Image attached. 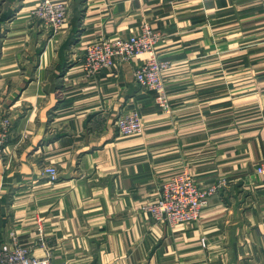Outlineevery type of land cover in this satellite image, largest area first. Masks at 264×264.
I'll use <instances>...</instances> for the list:
<instances>
[{"label":"crops","instance_id":"crops-1","mask_svg":"<svg viewBox=\"0 0 264 264\" xmlns=\"http://www.w3.org/2000/svg\"><path fill=\"white\" fill-rule=\"evenodd\" d=\"M40 1L0 0V246L16 235L69 264H264V0H56L71 6L57 35L31 16ZM143 24L173 63L171 114L135 80L148 56L82 69L87 44ZM132 111L145 132L124 138L116 121ZM185 171L228 181L198 222L138 210Z\"/></svg>","mask_w":264,"mask_h":264},{"label":"built area","instance_id":"built-area-1","mask_svg":"<svg viewBox=\"0 0 264 264\" xmlns=\"http://www.w3.org/2000/svg\"><path fill=\"white\" fill-rule=\"evenodd\" d=\"M71 8L66 1L42 0L31 11V16L39 20L54 35L65 30ZM162 35L149 24H143L140 30L129 38H103L87 44L82 62L85 75L91 79L102 71L113 68L118 63H130L141 56L148 58L135 71V80L139 86L154 94L159 109L166 114L173 112L166 87V74L173 67L169 60L157 56V48ZM11 122L4 118L0 123V150L4 151L11 135ZM119 135L124 138L142 136L145 132L144 120L138 111L120 116L116 121ZM256 175L264 177V160L258 164ZM48 180L54 184L59 181V172L53 166L43 170ZM226 179L204 187L188 172L175 175L161 184L159 197L150 203H143L138 210L149 214L155 221L170 228L198 222L208 207L210 198L217 195L227 185ZM41 246L45 248L44 240ZM204 242V241H203ZM0 264H69L55 261L49 250L45 256L35 255L33 247L20 243L13 235L10 248L0 246Z\"/></svg>","mask_w":264,"mask_h":264},{"label":"rangeland","instance_id":"rangeland-1","mask_svg":"<svg viewBox=\"0 0 264 264\" xmlns=\"http://www.w3.org/2000/svg\"><path fill=\"white\" fill-rule=\"evenodd\" d=\"M70 8H71V6H70ZM11 122V121H10ZM11 126H12V124H11ZM12 130V129H11Z\"/></svg>","mask_w":264,"mask_h":264}]
</instances>
